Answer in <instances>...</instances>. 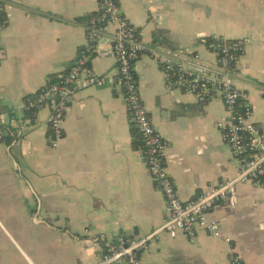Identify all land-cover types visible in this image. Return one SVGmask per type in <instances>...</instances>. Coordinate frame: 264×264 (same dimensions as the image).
I'll return each instance as SVG.
<instances>
[{
  "label": "crops",
  "instance_id": "crops-1",
  "mask_svg": "<svg viewBox=\"0 0 264 264\" xmlns=\"http://www.w3.org/2000/svg\"><path fill=\"white\" fill-rule=\"evenodd\" d=\"M142 43L178 62L215 68L211 39L245 42L235 69L254 120L264 131V0H117ZM0 109L20 115L28 98L87 52V22L97 0H2ZM101 36L89 65L102 78L74 92L64 137L49 145L48 109L37 125L10 145L0 143V264H96L93 235L140 238L167 215L165 200L137 152V132L118 86L116 59ZM141 98L166 142L165 162L186 201L235 176L236 161L217 123L218 97L204 104L166 84L164 69L141 54L135 64ZM137 139V138H136ZM38 218V220L35 219ZM208 218L224 238L197 229L189 239L165 232L136 252L137 264H228V243L245 264H264V188L237 185L234 205L216 204Z\"/></svg>",
  "mask_w": 264,
  "mask_h": 264
},
{
  "label": "built area",
  "instance_id": "built-area-1",
  "mask_svg": "<svg viewBox=\"0 0 264 264\" xmlns=\"http://www.w3.org/2000/svg\"><path fill=\"white\" fill-rule=\"evenodd\" d=\"M2 12L0 0V32L5 27ZM104 35L111 41L118 86L140 135L141 145L137 152L162 193L167 215L158 228L140 238L89 237L86 245L99 251L96 264H137L136 252L145 248L150 239L161 232L171 238L182 232L193 239L197 229L201 228L209 235L228 242L220 231L219 223L208 218L209 211L218 203L234 205L240 183L250 182L264 188V131L254 120L253 108L247 102L246 93L234 81L235 69L244 51L245 42L242 40L215 38L208 41L207 47L219 57L215 68L198 61L196 55L187 62H178L174 54L147 48L142 43L136 26L122 14L117 0H97V14L86 28L87 52L78 55L66 71L28 98L20 115L0 109V143L5 144L8 136L14 137L13 142L20 140L23 134L37 125L36 113L47 108L45 126L49 145L52 148L59 145L64 137L63 123L74 92L102 84V78L92 70L89 61L97 51L98 40ZM146 51L164 69L168 87L191 93L199 102L218 97L223 103L226 117L217 126L222 140L234 155L237 172L232 178L207 186L190 200H182L177 193L165 162L166 142L154 127L140 95L135 64ZM25 111H31L33 117L25 116ZM35 219L38 220L37 217ZM229 244L228 264H245Z\"/></svg>",
  "mask_w": 264,
  "mask_h": 264
},
{
  "label": "trees",
  "instance_id": "trees-1",
  "mask_svg": "<svg viewBox=\"0 0 264 264\" xmlns=\"http://www.w3.org/2000/svg\"><path fill=\"white\" fill-rule=\"evenodd\" d=\"M96 14H97V11H95L94 13L84 15L83 17L76 18V21H78V22H86L87 21L88 22ZM2 16H3V12H2ZM88 23H90V21ZM199 103L204 104L205 102H199ZM25 116L33 117V113L31 111H25ZM13 139H14L13 136L6 137L4 140L5 144L10 145ZM135 144L138 145V147L141 145V139H140L139 133H136V135H135Z\"/></svg>",
  "mask_w": 264,
  "mask_h": 264
},
{
  "label": "rangeland",
  "instance_id": "rangeland-1",
  "mask_svg": "<svg viewBox=\"0 0 264 264\" xmlns=\"http://www.w3.org/2000/svg\"><path fill=\"white\" fill-rule=\"evenodd\" d=\"M217 63H218V61H217Z\"/></svg>",
  "mask_w": 264,
  "mask_h": 264
}]
</instances>
